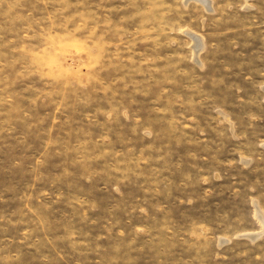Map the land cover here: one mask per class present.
<instances>
[{
	"label": "rangeland",
	"instance_id": "1",
	"mask_svg": "<svg viewBox=\"0 0 264 264\" xmlns=\"http://www.w3.org/2000/svg\"><path fill=\"white\" fill-rule=\"evenodd\" d=\"M208 1L0 0V264H264V0Z\"/></svg>",
	"mask_w": 264,
	"mask_h": 264
},
{
	"label": "bare ground",
	"instance_id": "2",
	"mask_svg": "<svg viewBox=\"0 0 264 264\" xmlns=\"http://www.w3.org/2000/svg\"><path fill=\"white\" fill-rule=\"evenodd\" d=\"M200 1L203 2L206 5H209V1L208 0H200ZM191 35L195 38V41H196L195 42V51H197L201 47V41H200L198 36H195L193 34H191ZM256 214L258 215L259 220L262 222L261 225H263V227H264V217H263L262 213L260 212V210L256 209Z\"/></svg>",
	"mask_w": 264,
	"mask_h": 264
}]
</instances>
